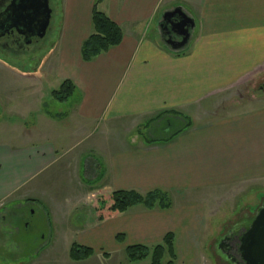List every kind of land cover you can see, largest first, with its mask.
<instances>
[{
    "label": "crops",
    "instance_id": "crops-1",
    "mask_svg": "<svg viewBox=\"0 0 264 264\" xmlns=\"http://www.w3.org/2000/svg\"><path fill=\"white\" fill-rule=\"evenodd\" d=\"M62 3L48 74L75 86L65 121L44 114L43 105L35 110L36 102L21 105L13 83L0 86L5 114L23 122V130L0 122L8 139L0 142V246L20 233L24 210L34 206L58 232L67 230L78 239L73 243L93 250L80 262L96 257L95 264H105L118 254L124 260L115 264H127L128 247L154 248L173 234L175 264H200L195 235L208 211L196 203H232L234 193L219 199L215 193L264 186V105L198 118L264 75V0H104L98 9L121 28L123 40L91 62L83 61L81 49L92 33L95 0ZM176 8L195 28L187 47L175 52L165 45L160 24ZM15 90L14 99H4ZM32 91L24 100L37 95ZM27 114L34 121L28 127ZM162 114H179L190 125L170 141L150 143L148 130L140 129ZM118 191L163 192L171 207H135L100 222L95 198ZM82 210V224H71ZM259 210L243 217L255 218ZM119 235L125 241H117Z\"/></svg>",
    "mask_w": 264,
    "mask_h": 264
},
{
    "label": "rangeland",
    "instance_id": "rangeland-1",
    "mask_svg": "<svg viewBox=\"0 0 264 264\" xmlns=\"http://www.w3.org/2000/svg\"><path fill=\"white\" fill-rule=\"evenodd\" d=\"M50 5L54 13L50 25L51 29L48 31L46 38L45 51L43 52L42 50L38 52L33 58L23 57L19 60L7 59L0 56V86L3 84L4 86H8L13 83L15 88L20 91L19 101L21 105L26 104V101H28L30 105L32 102H36L35 110L41 108L43 105L42 110L45 111L44 114L49 115L51 118L55 117L56 122L62 124L63 122L61 119L65 121V118L69 115V109L73 105L76 96L62 103L55 100L49 93L51 91L52 93L56 91L64 82H61V80L56 77V73H52L51 75L48 73L51 67L54 66L53 62L56 59L55 52L58 50L61 21L64 18L63 11L65 9L62 0H51ZM2 64H7L9 68ZM37 68L39 69L36 70ZM8 70L14 73L18 72L19 77L13 75V78H10L13 73L10 74ZM33 85L34 88H31ZM30 90H33L32 93L36 92L37 95H35V97H27V100H24V98L31 93ZM18 91L8 92V97L4 99H14ZM1 103L6 105L5 100H0V104ZM263 105L264 75L259 76V79L253 81L252 84L245 85L243 88L236 91L231 95V98L222 100L221 102L217 101L213 103V106L206 107L198 118L200 120L212 119L214 117L224 116L226 113L248 111ZM4 110L8 111L0 106V122L7 123L9 129L10 126H20V129L23 130V122H17L18 118H16V116L11 114L6 115L7 113ZM42 112L43 111L40 113L42 114ZM24 117V120L27 121V127L34 123L32 120L33 117L29 118L30 114ZM16 129L18 128L13 127L14 131ZM140 130L146 133L145 126ZM1 134L2 132L0 131V142H7L8 139ZM248 189L238 188L233 192L220 191L215 193V195L219 196L218 199L234 193L236 197L232 203L213 202L209 204L204 202V200H200L196 203L197 205L205 206L208 211L207 215L203 217L205 229L203 228V231L195 235V242L199 245L198 253L200 255V264H220V262L232 264V260L239 262L236 251L239 245V238L245 233V228H248L254 220L253 217L245 219L243 214L249 209L251 211L250 213L255 215L258 208L264 205V186L254 187L249 190V192H246ZM208 195L210 194L208 193ZM103 197L107 196L100 195L96 197L95 205L99 200H102ZM139 207L142 208V206ZM208 207H210L211 213ZM24 212L27 214V219L24 222L21 220L18 222L20 233L13 234L12 236L9 235L11 233L5 235L6 237L9 235V237L8 240L0 246V264H95V260H97L95 259L96 257L87 261L88 263H75L71 261L69 252L74 244L73 242H78V239L73 238V240H71L72 234L67 233V230L59 229L58 232V228L53 225L48 216L41 213L38 207L30 206L26 208ZM85 213H87L86 210H82L73 214L70 220L71 224H82L84 221L82 217H84ZM28 225L30 229L27 232L26 226ZM222 242L226 246L225 252L220 249ZM105 249L106 251H110L111 246L106 244ZM113 259L114 260L111 259L109 263L105 264H115V262H120L121 260L118 254H113ZM169 259V256L165 255L163 262L167 263ZM123 260L122 258L121 261ZM150 263V258L142 262H127V264Z\"/></svg>",
    "mask_w": 264,
    "mask_h": 264
},
{
    "label": "trees",
    "instance_id": "trees-1",
    "mask_svg": "<svg viewBox=\"0 0 264 264\" xmlns=\"http://www.w3.org/2000/svg\"><path fill=\"white\" fill-rule=\"evenodd\" d=\"M104 0H95L92 10V33L83 43L81 57L84 62H91L96 57L117 47L123 40L121 28L115 24L107 15L98 9ZM75 93L74 84L66 80L52 93L55 100L66 102ZM190 122L179 114L159 115L151 120L146 127L147 141L167 142L185 130ZM142 206L148 210L155 208L169 209L171 201L163 192H151L146 195L135 191H118L109 197H103L96 203V211L100 222L109 218L127 213L130 209ZM117 241H125L124 235L117 236ZM168 254L169 261L163 262ZM94 255L93 250L79 246L74 243L70 249V259L74 262L85 261ZM126 256L129 262H142L150 258V264H175L174 236L168 234L163 243L154 248L145 246H131L126 249Z\"/></svg>",
    "mask_w": 264,
    "mask_h": 264
},
{
    "label": "water",
    "instance_id": "water-1",
    "mask_svg": "<svg viewBox=\"0 0 264 264\" xmlns=\"http://www.w3.org/2000/svg\"><path fill=\"white\" fill-rule=\"evenodd\" d=\"M52 9L49 0H13L5 12L2 23L10 24V28H16L21 34L29 37L30 43L39 42L51 23ZM161 28L163 36L165 30H170L181 40L178 42L169 38L165 45L172 51H180L187 47L191 39L195 22L189 18L180 8L167 12L163 15ZM27 37V38H28ZM222 242L220 249L224 250ZM239 262L232 260L235 264H264V205L258 211L252 224L239 238L236 249Z\"/></svg>",
    "mask_w": 264,
    "mask_h": 264
},
{
    "label": "flooded vegetation",
    "instance_id": "flooded-vegetation-1",
    "mask_svg": "<svg viewBox=\"0 0 264 264\" xmlns=\"http://www.w3.org/2000/svg\"><path fill=\"white\" fill-rule=\"evenodd\" d=\"M13 0H0V21H4L5 12L8 7L11 5ZM51 0H49V5ZM50 8L52 9L51 5ZM54 10L52 9V17ZM52 21V18H51ZM51 25V23H50ZM48 27L46 34L44 37L37 43H30L26 40H29V37L20 33V31L16 28H10V24L2 23L0 24V56L19 60L20 58H33L38 52L45 51L46 48V38L48 35V31H50V26ZM167 36H164V40L167 41L169 38L179 41L176 34H173L170 30L164 31ZM28 37V38H27ZM225 250V247H224ZM239 260V259H238Z\"/></svg>",
    "mask_w": 264,
    "mask_h": 264
}]
</instances>
